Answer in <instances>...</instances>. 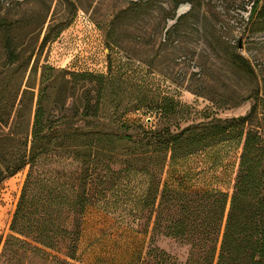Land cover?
I'll return each instance as SVG.
<instances>
[{
    "label": "rangeland",
    "instance_id": "1",
    "mask_svg": "<svg viewBox=\"0 0 264 264\" xmlns=\"http://www.w3.org/2000/svg\"><path fill=\"white\" fill-rule=\"evenodd\" d=\"M182 1L174 9V0H0V107L14 103L6 131L23 140L39 108L45 122L116 126L134 138L138 125L170 123L176 130L213 115L245 114L256 91L264 99V0L257 10L255 0ZM7 41L18 55L13 65L5 63ZM138 147L123 144L118 155L104 147V172L131 160L133 151L150 155ZM240 154V141L230 140L168 160L162 187L231 192ZM27 172L0 183V259ZM116 197L106 192L108 202H129ZM149 217L147 210L88 206L69 260L150 264L154 239L187 264L188 245L154 233Z\"/></svg>",
    "mask_w": 264,
    "mask_h": 264
},
{
    "label": "trees",
    "instance_id": "2",
    "mask_svg": "<svg viewBox=\"0 0 264 264\" xmlns=\"http://www.w3.org/2000/svg\"><path fill=\"white\" fill-rule=\"evenodd\" d=\"M260 1L255 0V10ZM181 2L174 0V9ZM5 50V63H17L11 41L6 42ZM244 60L239 55V61ZM249 98L252 101L245 114L213 115L183 127L176 124V130L170 123L153 129L138 125L136 138L116 126L45 122L39 108L22 140L14 136L13 129L6 131L14 103L9 109L0 107V183L28 167L0 264L53 260L77 264L69 259H75L83 215L90 205L111 211L147 210L154 233L159 231L188 245L187 264H264V99L258 91ZM104 135L106 141L101 138ZM230 140L241 143L231 192L162 187L168 160ZM127 143L149 149L145 153L150 155L139 157L143 153L133 151L131 160L117 167L109 165L104 172L103 148L118 155L119 147ZM104 180L109 188L103 187ZM115 181H121L118 189H113ZM107 191L116 192V198L129 197V202L109 203ZM147 256L150 264H177L154 239Z\"/></svg>",
    "mask_w": 264,
    "mask_h": 264
}]
</instances>
